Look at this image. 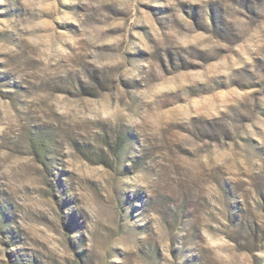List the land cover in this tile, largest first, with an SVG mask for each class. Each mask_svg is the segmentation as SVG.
I'll use <instances>...</instances> for the list:
<instances>
[{
	"label": "clouds",
	"instance_id": "obj_1",
	"mask_svg": "<svg viewBox=\"0 0 264 264\" xmlns=\"http://www.w3.org/2000/svg\"><path fill=\"white\" fill-rule=\"evenodd\" d=\"M0 264H264V0H0Z\"/></svg>",
	"mask_w": 264,
	"mask_h": 264
}]
</instances>
